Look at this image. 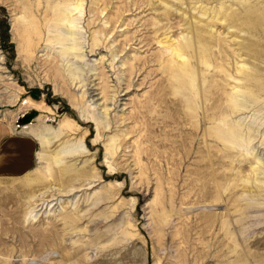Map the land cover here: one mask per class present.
I'll return each instance as SVG.
<instances>
[{"label": "rangeland", "instance_id": "1", "mask_svg": "<svg viewBox=\"0 0 264 264\" xmlns=\"http://www.w3.org/2000/svg\"><path fill=\"white\" fill-rule=\"evenodd\" d=\"M0 63V264H264V0H0Z\"/></svg>", "mask_w": 264, "mask_h": 264}, {"label": "crops", "instance_id": "2", "mask_svg": "<svg viewBox=\"0 0 264 264\" xmlns=\"http://www.w3.org/2000/svg\"><path fill=\"white\" fill-rule=\"evenodd\" d=\"M1 93L0 104L3 103L2 100L5 97ZM6 98L9 102L17 103L21 96L15 102L10 100L11 97ZM11 112L15 114H10ZM37 112H39L38 108L29 102L27 106L21 105L17 110H0V180L22 179L35 170L37 155H39V142L34 135L26 131L29 124H25L23 119L25 116H35ZM18 118H22L20 129L16 127Z\"/></svg>", "mask_w": 264, "mask_h": 264}, {"label": "bare ground", "instance_id": "3", "mask_svg": "<svg viewBox=\"0 0 264 264\" xmlns=\"http://www.w3.org/2000/svg\"><path fill=\"white\" fill-rule=\"evenodd\" d=\"M35 18V17H34ZM27 19V18H26ZM20 21H22V20H17L16 22H15V25H14V30H15V33H17V35L20 33V31L22 30L21 28H20V26H21V24H20ZM25 21V20H24ZM37 22V21H36ZM27 23V22H26ZM32 23V22H31ZM33 23H35V22H33ZM33 23H32V25H33ZM23 24V23H22ZM24 25V24H23ZM34 27V26H33ZM35 29L37 28V26H35L34 27ZM31 29V28H30ZM23 31V30H22ZM29 33V32H28ZM24 34V33H23ZM25 35V34H24ZM19 37H21V36H19ZM24 39V38H23ZM23 39H21V41L23 40ZM23 42V41H22ZM25 43V42H24ZM25 45H27L26 43H25ZM30 45V44H29ZM38 45V44H37ZM178 51H181V50H178ZM177 55L180 57V58H184V56L182 55V53H177ZM0 65H1V63H0ZM3 76V75H2ZM5 79L3 78V80H0V81H4ZM7 81V80H6ZM6 81H4V82H6ZM9 82H11V81H9ZM13 84V83H12ZM10 83H6V87H10ZM28 102L31 104V105H36L37 107H38V109L41 111V113L43 114L44 112H46V110L48 109L45 105H43L42 103H36V102H34V101H32V100H30V99H28V100H24V101H22V103H21V105L22 106H27V104H28ZM49 110V109H48ZM12 114H15V113H12ZM7 116V115H6ZM40 127V125H32V127H30L29 128V130L27 129V131L29 132H36V131H38V130H36V128H39ZM52 135V134H51Z\"/></svg>", "mask_w": 264, "mask_h": 264}, {"label": "trees", "instance_id": "4", "mask_svg": "<svg viewBox=\"0 0 264 264\" xmlns=\"http://www.w3.org/2000/svg\"><path fill=\"white\" fill-rule=\"evenodd\" d=\"M32 118L33 117L25 116L24 119H23V122H25V124H28L31 121Z\"/></svg>", "mask_w": 264, "mask_h": 264}, {"label": "built area", "instance_id": "5", "mask_svg": "<svg viewBox=\"0 0 264 264\" xmlns=\"http://www.w3.org/2000/svg\"><path fill=\"white\" fill-rule=\"evenodd\" d=\"M21 119L22 118H18V120L16 121V127L19 128V129L21 128V123H20Z\"/></svg>", "mask_w": 264, "mask_h": 264}]
</instances>
